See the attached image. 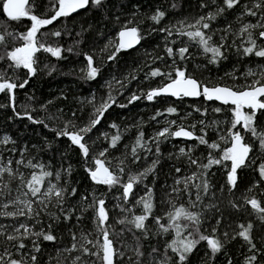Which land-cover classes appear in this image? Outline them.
<instances>
[{"label": "trees", "instance_id": "16d2710c", "mask_svg": "<svg viewBox=\"0 0 264 264\" xmlns=\"http://www.w3.org/2000/svg\"><path fill=\"white\" fill-rule=\"evenodd\" d=\"M254 2L255 0H241V4L237 7L226 9L215 20L209 21L210 29H201L209 34L214 33L210 43L217 44L220 42V37L225 34V29L231 25L226 42V58L221 59L219 63L211 62L212 54L204 53L198 43L190 40L186 35L181 36L176 33L182 21L184 31H193L194 29L188 28L187 25L194 23L200 16L215 12L217 6H223V0H216L214 4L211 0H103V4L99 7L93 5L90 0L89 6L82 12L60 17L52 24L41 28L40 33L37 34L38 39L46 46L61 47L63 51L60 58L43 50L36 53L37 71L34 76H30L23 68H9L11 61L7 59L0 60V73H5V78L11 77L17 83L28 80L24 88L18 87L14 90V100L13 94L7 91L0 95V138L8 136L15 141V144L10 143L6 146L0 144V153L5 157L13 158L15 162V159L20 158V151L26 146L28 149L25 153L26 159L35 157L34 162L50 164L54 172L71 166L70 175L61 173L60 183L66 184L69 191L73 187L76 188L77 194L67 199L65 207H78L82 195L95 192L97 195L104 194L106 207L109 209L122 203V200L117 199L122 194V188L117 186L109 191L107 186L97 185L90 179L86 166L94 167L92 161L95 156L107 149V160L111 161L112 166H116L120 159L126 157L123 174L125 179L129 174L143 171L154 160H159L155 173L148 175L143 184L136 187L135 193L138 199L145 195L144 185L151 188L156 203L154 214L162 215L169 209L166 201L169 199L168 194L172 187L176 186L174 181L198 171L195 165L189 163L187 156L180 154V148L183 147L186 152L191 149L192 158L203 163L207 162L205 157L209 153L219 158L222 151L200 145L198 140L188 143L169 136L160 138L159 155L156 154L155 142H151L147 144V147L152 149L151 153L146 149L137 148V154L141 158L137 163H132L131 149L136 146L139 133L143 132L144 141L149 142L157 132L169 126V121H176V125L172 126L173 131L177 130V125H182L199 136L203 129L206 132L205 138L209 142L220 143L223 149L231 146L230 142L225 144L220 140V136L227 135L233 113L232 107L206 102L203 97L197 101L162 97L148 101L144 93L170 82L166 76L152 77L151 71L159 68L162 72H171L174 67H179L186 70V75L190 74L192 78L210 87L251 83L255 77H248L245 74L250 69L259 71L264 67V58L243 55L242 47L247 46L246 36L238 37L234 34L239 32L243 24L257 23L261 19L260 15L257 17L241 15L245 7L251 8ZM4 3L5 0H0V33H4L5 30L13 35L26 33L33 22L27 17L16 21L9 19L3 11ZM50 9L49 0H35L32 14L50 18L53 15ZM158 10L165 12V16L156 23L151 17ZM125 25L129 28H138L142 37L140 46L133 51L121 50L116 53L115 59H109V56L116 51L115 44L118 43L119 32ZM166 28H170L173 34L169 35L168 32L161 31ZM56 31L61 32V36H53L52 33ZM254 34L258 35V31ZM233 40L235 45L232 43ZM257 42L264 44L263 40ZM23 43L20 39L7 37L6 45H0V54L5 49L10 51ZM183 46L189 48L190 55L187 59L181 60L177 50ZM168 47L174 50L172 57L167 53ZM238 47L241 50L238 51ZM69 48L72 49L71 52L67 51ZM88 55L93 57L94 66L99 69L94 79L87 78ZM133 95L141 98L129 103ZM109 96L115 98L116 102L104 113L100 124L85 136L90 147L86 161L77 146L72 145L67 137L58 136L57 133L69 121L77 127L88 124L93 117L94 105L99 106L106 102ZM169 107L176 108L177 112L167 113ZM216 108H221L222 111L217 113L214 111ZM158 112L163 115H157ZM17 113L20 115L18 116ZM25 113H30L34 120L42 122L34 123ZM200 121H204V124ZM113 124L117 127L113 128ZM257 124L260 129H264V114H257ZM192 125H195L194 129ZM236 130L241 132L246 143L252 144L253 151L250 153V158L254 163L238 169L237 186L231 192L227 182L231 162L225 161L221 165L213 166L208 173L212 185L210 192L203 197V203H198L193 209L202 213L200 231L210 235L212 229L216 228V235L224 242V246L220 252L213 255L207 242L201 241L188 256L186 264H229V262L246 264V258L253 254L257 255L255 264H264V220L260 219L264 214L256 212L250 204L245 203V199L254 197L264 205V179L258 171L259 165L264 163V150L260 149L259 141L251 133L246 132L239 125L233 131ZM115 135H120L121 139L117 146L112 148L110 142ZM11 148L17 151L13 154L8 151ZM176 168H180L181 172L177 173ZM20 170L25 176L31 171L23 167ZM192 192L194 198L195 189H192ZM171 198L177 206L187 205L188 197L183 192L179 196L173 193ZM162 201L165 202L161 203ZM229 201L239 207H233ZM132 203L133 201L130 200L129 204ZM209 204H214L215 207L206 208L205 205ZM50 211L57 210L51 208ZM135 211L139 214L141 210L136 208ZM78 214L79 212L74 214L68 221L61 216L58 222L50 221L46 215H42L41 220L45 229L48 223H52L51 230L57 239L53 242L40 239L39 253L33 251L31 240H25L27 247L17 253L11 242H3L2 236H0V242H3L0 243V253H3L4 247H8L13 253V258L16 259H20L23 253L26 256L36 255L37 264H71L72 258L79 255L78 252L69 255L64 251L73 243L71 233L75 232L79 235L81 231H91L95 234L93 211L85 212L79 222L76 220ZM109 215V222L112 223V216L119 218L122 214L119 208H115ZM218 220L219 224H217ZM20 223L31 225L33 221L25 217L17 219L0 217V224L5 226H18ZM148 223L151 224L152 221L149 220ZM249 223L253 226L251 233L253 242L259 250L255 253L249 250L248 243L241 237L233 238V235L241 230L238 227L240 224L246 226ZM114 226L117 232L124 227L119 224ZM40 227L41 225L37 224L36 230ZM4 231L11 232L12 228L6 227ZM225 232L229 234L227 238L223 235ZM172 238L173 235L170 234L150 237L142 241L145 256L147 257L152 246L163 250L164 241ZM119 239L121 244L128 243L134 246L135 242L129 232H125ZM169 254L171 255V252ZM127 255H131V252ZM127 255L121 264H128ZM84 259L96 260V257L85 256Z\"/></svg>", "mask_w": 264, "mask_h": 264}, {"label": "snow or ice", "instance_id": "6c2138e0", "mask_svg": "<svg viewBox=\"0 0 264 264\" xmlns=\"http://www.w3.org/2000/svg\"><path fill=\"white\" fill-rule=\"evenodd\" d=\"M214 4L216 0H211ZM51 4V11L53 15L50 18H42L41 15L32 14L35 8V0L29 4V0H5L3 4V11L7 16L13 20H19L22 17H27L33 23L26 33H20L13 35V33L7 32L0 33V45H6L7 37L13 39H20L24 43L15 47L12 50L5 51L0 54V60L7 59L11 61L8 65L9 68H23L27 70L30 76L36 74V53L41 50L51 53L54 57L60 58L63 49L61 47L46 46L38 39V33L41 28L52 24L60 17H67L72 13L85 9L89 6L90 0H49ZM91 3L97 7L103 4V0H91ZM241 4V0H223V6H217L215 12H209L204 16H200L194 23L188 24V28L194 29L193 31H184V22H181V26L177 27V33L181 36H187L190 40L198 43L203 48L204 53L212 54L213 63H219L221 59L226 58V42L228 33L231 30V25L225 29V34L220 37V42L212 44L213 34H209L206 31L211 27L209 21L215 20L217 16L223 14L226 9H233L237 5ZM175 6V5H173ZM204 6V5H202ZM241 15H247L257 17L260 15L261 19L257 23L248 22L243 24L238 33L234 35L238 37H245L247 44L246 47H242V53L245 56H256L264 58V44H258V40H264V0H255L251 8L245 7V11ZM165 16V12L157 11L151 19L159 23ZM176 27V26H174ZM203 29V30H201ZM161 31L168 32L172 35L170 28L161 29ZM258 31V35L254 34ZM42 35V34H41ZM53 36H61V32L56 31L52 33ZM119 42L115 44L116 51L109 56V59H115L116 53L121 50H127L134 47L140 42L142 37L139 34L137 27H128L125 25L124 29L119 32ZM235 45V40H233ZM241 50L238 47V51ZM67 51L71 52L69 48ZM178 55L181 60L189 57V48L187 46L180 47ZM167 53L170 57L174 55L172 47L167 48ZM88 70L87 78L94 79L99 69L94 66L93 57L87 56ZM174 73V74H173ZM5 73H0V93L5 91L13 94L14 90L24 88L28 80H23L17 83L11 77L5 78ZM248 77H255L251 83H245L240 86H208L204 85L198 80L192 78L190 74L186 75V70L179 67H174L171 72H162L159 68L151 71L152 77L166 76L170 82L163 87L152 89L144 93L145 98L148 101H153L156 97L161 95H171L177 98L182 97H199L203 95L207 100L220 101L223 105L234 106L231 109L233 118L229 122L230 128L227 135H221L220 140L225 144H231L230 147L221 149L220 143L209 142L205 136L206 132L202 129V134L197 136L194 131L186 129L182 125H177V130L173 131L172 126L176 125V121H169L167 127L163 128L156 133L151 141H144V133L140 132L139 137L136 140V146L132 147L131 155L133 157L132 163H137L140 160V156L137 154V148L146 149L151 153L152 149L147 147L148 143L155 142L156 154L159 155V142L160 138H167L169 136L175 138H186L198 140L200 145H206L210 149H218L222 151V155L217 158L209 153L205 159L206 163L201 162L198 159H193L191 156V149L187 152L182 147L179 152L183 156H187L189 163L195 165L198 169L197 172L192 173L189 176L177 178L174 181L175 187H172L171 192L168 194L169 199L166 201L169 205V209L162 215H155L156 203L154 193L151 188L144 185L146 192L144 196L136 198L135 189L138 185L143 184V181L148 175L154 174L159 160H154L151 165L145 168L143 171L136 174H129L127 179L124 178L125 173V159H120L116 166H112L111 161L107 160V149L101 151L94 157L92 164L94 167H87L86 171L89 173L90 179L97 185H105L109 191L119 186L122 188L121 196L117 197L118 200H122V203H118L113 209L106 207V199L104 194L97 195L95 192L82 195L80 197L81 203L77 206L65 207L66 201L69 197L77 194L76 188H69L66 184H61V173L66 175L71 174V166L66 169L57 171L51 170L50 164H45L41 161H36L35 157L25 158V153L28 151L27 147L20 151V158L15 159L5 157L3 153H0V217H10L17 219L19 217H25L28 220H32L33 223H20L18 226H5L0 224V236L4 238L3 242H11L17 253L25 249L27 245L25 240L32 241L33 251L39 253L41 251L39 240L53 242L57 237L52 232V223L47 224L45 229L42 215H46L50 221L58 222L63 216L65 221L71 220L73 215H76V220L79 222L83 219V214L89 210H92L93 224L95 227V234L91 231H81L79 235L73 232L72 245L70 248L64 251L71 255L72 252H78L72 258L71 264H121L128 252L131 255H127L128 264H186L188 256L193 252L201 241H206L212 254H216L221 251L224 246V242L216 235V228L212 229L210 235H205L200 231L202 224V213L194 211L197 204L203 203V197L207 196L212 187L210 180L208 179V173L211 168L216 165H221L225 161H230V167L227 175V182L229 185V191L231 192L237 186V172L242 167H247L254 163V160L250 158V153L253 151L251 143H246L244 136L240 131L236 130L237 126H241L246 132L251 133L259 141V147L264 150V129H260L257 124V114H264V67H261L259 71L249 70L246 74ZM141 97L133 95L129 103H132ZM115 98L109 96L106 102L101 103L99 106L94 105L93 117L89 123L77 127L71 121L68 122L57 133L58 136L67 137L72 145L77 146L81 150L82 156L87 161L89 157L90 147L85 140V136L92 131L98 124H100L104 113L114 104ZM126 107V105H120ZM167 113L175 114L176 108L169 107ZM200 111V109H197ZM206 111V110H205ZM219 113L221 108L214 109ZM19 116L20 114L17 113ZM29 120L34 123H41L42 121H36L33 119L30 113H25ZM75 116V113H73ZM157 115H163L158 112ZM156 117L154 116L153 119ZM204 124V121H200ZM113 128L117 125L113 124ZM193 129L195 125L191 126ZM121 136L115 135L111 138L110 147L115 148ZM15 144V141L8 136L0 138V144L8 145ZM9 152L15 153L17 149H8ZM147 158L146 156L144 157ZM15 163V166H14ZM30 169L31 171L27 176L20 169ZM177 173L181 172L180 168H176ZM259 174L264 179V163H261L258 167ZM199 181V182H196ZM15 184V187H13ZM192 189H195V196L193 198ZM223 191V189H221ZM183 192L187 197V205L177 204L171 198L172 194L176 196ZM15 193V195L13 194ZM133 201L129 204V201ZM162 201L161 203H164ZM233 207H239L232 201H229ZM245 203L250 204L252 209L260 214H264V205L256 198L245 199ZM206 208L215 207L214 204L205 205ZM13 209L9 211V209ZM51 208H55L57 211H50ZM115 208H119L122 214L119 218L112 216L110 223L109 213L114 211ZM139 208L141 211L139 214L135 211ZM59 213V215L57 214ZM260 219L264 220V215L260 216ZM149 220L152 221L149 224ZM220 221H217L219 224ZM40 224L39 230H36V225ZM115 224L124 226L119 232L116 231ZM6 227H11V232H5ZM241 230L233 235L241 237L249 245V250L254 253L259 251L256 243L252 238V224L249 223L246 226L240 224L238 226ZM125 232L132 234V239L135 242L132 244L120 243V237L124 236ZM139 233V235H137ZM173 235L170 240L164 241L163 250L156 246L151 247V251L145 256L144 245L142 241L148 240L150 237H162L167 235ZM224 237H228V233H223ZM93 237V238H90ZM0 242V243H3ZM119 245V246H117ZM91 246V247H89ZM171 252V255L169 254ZM96 257V260H85L84 257ZM257 255L253 254L246 258V264H255ZM37 264V256H26L21 253V258H13V253L8 247H4L3 253H0V264ZM231 264V262H229Z\"/></svg>", "mask_w": 264, "mask_h": 264}, {"label": "water", "instance_id": "95a60500", "mask_svg": "<svg viewBox=\"0 0 264 264\" xmlns=\"http://www.w3.org/2000/svg\"><path fill=\"white\" fill-rule=\"evenodd\" d=\"M31 0H29V4H30ZM84 9H80L78 11H76L77 13L79 12H82ZM6 14V13H5ZM7 16V14H6ZM8 17V16H7ZM9 18V17H8ZM10 19V18H9ZM119 36H118V42H119ZM264 41V40H263ZM141 42V40H140ZM140 42L138 44H136L134 47L130 48V49H127L126 51H133V50H136L139 46H140ZM222 87V86H221ZM1 95V93H0ZM171 98V99H174V100H180V99H185V100H189V101H197V100H200L202 97L204 98V100L206 102H209V103H216V104H219V105H223L220 101H216V100H212V101H209L207 100L203 95L199 96V97H182V98H177V97H174V96H171V95H161V96H158L156 98ZM223 106H230V107H234L232 105H223ZM196 135V134H195ZM176 140H179V141H182V142H188V143H192L194 141H196L195 139H186V138H175Z\"/></svg>", "mask_w": 264, "mask_h": 264}]
</instances>
